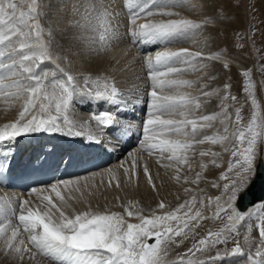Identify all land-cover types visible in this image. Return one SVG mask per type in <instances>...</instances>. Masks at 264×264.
I'll return each instance as SVG.
<instances>
[{"label":"snow or ice","instance_id":"obj_1","mask_svg":"<svg viewBox=\"0 0 264 264\" xmlns=\"http://www.w3.org/2000/svg\"><path fill=\"white\" fill-rule=\"evenodd\" d=\"M120 2L127 13L126 25H122L121 12L115 9L113 0H66L64 11L67 15L62 22L70 30L72 45L80 47L82 51L78 55L89 60L107 54L122 43L125 36L134 46L150 44L161 49L133 57L132 61L127 60V49L122 50L119 59L116 56L108 58L112 73L126 72L137 60L143 66L148 114L142 124L140 150L166 160L167 163L161 165L165 169L175 165L173 178L177 183L199 186L210 166H221L218 163L221 153L201 149L199 156H210L211 159L201 161V171L196 172L193 179L182 176V169L187 167L191 170L189 162L199 145L205 142L220 145L231 156L226 170L220 173L218 180L210 183L211 188L221 189L220 194L209 196L203 189L197 191L185 187L183 192L188 198L175 208H169L161 200L155 209H149L145 214L139 202L129 200L121 205L123 213L95 211L87 197L93 195L99 186L90 181L100 175V184H104L103 176L106 175L109 188L113 182L117 189L121 187L111 167L104 173H92L91 177L58 180L46 188H31L29 195L35 194V201L0 197L3 252L21 262L42 256L53 264H215L216 261L223 262L225 256L216 253L200 259L198 254L227 243L234 234H239L243 222L257 218L256 226L262 243L257 244L246 235L244 239L249 248L256 246V251H249L246 258L248 264H264V217H257V211L264 208V199L254 207L245 208L243 204L256 182L264 180V171H261L264 156L259 150V146L264 144V109L256 95L251 69H237V74L244 78L242 91L251 106L250 118L244 123L243 106L235 107L234 117L229 111L231 106L227 102L237 101L230 92L229 83L221 88H210L204 84L197 96L181 89L191 88L198 81L172 78L185 72H202L201 79L206 77L214 81L217 77L211 74V66L218 64L224 70H231L233 63L227 49L205 54L203 50L193 51L188 47L173 50L168 46L198 32L203 33L208 25L214 27L216 16L205 12V8L211 5L194 0ZM46 7L49 6L43 0H0V98L21 100L16 119L0 125V144L43 132L84 138L89 146H101L103 141L97 137L96 131L120 125L117 114L112 110H101L92 112L86 120H77L70 115L74 101H106L126 106L128 100L115 75L73 73L70 70L72 62L68 59V50L57 46L56 28L43 22L48 15ZM182 7H189L198 15L204 13L203 19L197 21L172 10ZM219 12L217 10V16ZM156 16L162 18L150 19ZM140 18L147 22L137 24ZM122 27L125 28L123 32ZM209 38L203 42L205 47ZM243 39L244 35L237 32L236 48H244L240 43ZM45 62L52 67L43 68ZM178 64L183 67L174 66ZM213 95L220 97V111L196 115L201 108V97ZM135 102L140 103V100ZM218 120L223 125L222 132L206 134L205 130ZM126 133L127 127L122 133L115 134ZM226 142H231L230 146H226ZM12 155L10 147L0 151V157H3L0 159V173L10 167ZM128 161L129 165L125 166ZM139 167L135 154L129 153L127 161L119 165L125 183H131L137 177ZM142 170L147 184L156 192L157 185L146 163ZM218 181L224 182L222 186ZM76 203H84L86 210L78 211L74 206ZM205 207L215 209L214 219L219 220L226 214V220L219 230H208L197 240V229L207 219L203 212ZM13 217L16 222H13ZM131 219L138 222H131ZM190 239L194 242L185 253L175 260L167 259L170 246L180 247ZM225 255L244 256L245 251L237 242Z\"/></svg>","mask_w":264,"mask_h":264},{"label":"rangeland","instance_id":"obj_2","mask_svg":"<svg viewBox=\"0 0 264 264\" xmlns=\"http://www.w3.org/2000/svg\"><path fill=\"white\" fill-rule=\"evenodd\" d=\"M49 1L50 0H47V3H46L49 6L47 8L50 9V11L52 10L54 13L51 14V15H53V18L50 15L51 17L49 18L50 20L48 19V24L51 23L55 28L57 27L56 29H60L61 30V33L63 35V38L65 39L62 42V44H68V45L70 44L71 45L72 43H71V40H70V30L67 29V25L65 23L61 22L62 20H65L66 19L65 17H66L67 14L63 10V8L65 9L66 4L65 5L63 4L62 6H64V7L62 8L61 2H63L64 0H56V4H54L52 2V0L50 2ZM219 1L221 2L223 0H219ZM229 1L231 2L233 8H235L236 10L238 8L239 11H242V12H244V13L247 14V16H246L247 26L245 28H243V29L236 28L234 30L233 29V26H231L230 24L225 23L222 20H220V15L224 14V12H227V10H225V8H224V6L222 4H219L218 6H216V4H215L216 1L215 0H194V2H196V3H205L207 5H211L212 6V7H206L205 8V12L211 13L214 16H216V19L214 20V24H217V25H220V26H223V27L229 29V31L231 33V40H232L231 41V45H232V48H234V51L236 53L245 52V53H247L249 55V53H250L249 49L251 48V50L253 51V55L255 57L254 60H255V63L256 64H250L249 67H248V65L246 63H244V62H242L240 60L233 59L232 56H231V60H232V63L235 64V65H240V63L242 64V66L244 68H241V71L247 70V69H251L252 79H253V81L256 84V95H257V98H258V100H259V102H260V104L262 106V109H264V106H263L264 105V101H263L264 100V98H263L264 97V95H263L264 94V69H262V66H264V32H263L264 31V12H263V10L261 8V6L264 4V2H263V0H250L251 1L250 5H247V3L249 2V0H229ZM64 2L66 3V0ZM50 4L53 5V6H50ZM54 6L57 7V8L58 7H60V8H58V9L55 8V11H54V8L53 9L51 8V7H54ZM213 8H214V10L212 11ZM187 9H188L187 7H182V8H174L172 10L173 11H176V12H179V13L182 12V13H180L182 16L188 17V18H192V19H195L197 21L203 19L204 13H201L199 15L196 14L195 16H192L193 14H189V15L186 14L187 11H188ZM59 10H60V12H58V14L55 13L56 11H59ZM217 10H220L219 15H218L219 17L217 16ZM248 10H250V11H248ZM56 14L57 15L61 14V15L58 16L59 17L58 18ZM123 16L125 18H127V13H125V11H123ZM54 18H58V20L57 19H54ZM60 18H61V20H60ZM161 18L162 17L156 16V17H152L150 19H161ZM173 18H176V17H173ZM145 22H147V20L145 18H140V19L137 20V24H142V23H145ZM61 26H63V27L61 28ZM209 29L210 28L208 26H206V28H205V30H204L203 33H199L198 32L195 35L191 36L190 38L186 39L185 41L188 42L187 44H186V42H183V43H173V44L168 45V46L170 48H172L173 50H175L176 48L177 49L178 48H181L184 45V47H188L190 49L194 48L193 51H196V50H203L204 51V49H200V48L194 47V46H196L197 44H199L200 41L202 42V40L204 42V40H205L206 37H210L209 40H208L209 41L208 42V45H210V42H211V44L213 43V41L215 42L216 35H215V33L213 31H210ZM237 32H239V33H241V34L244 35V39L242 41H240V43H243L244 44V48L243 49H239V48H236L235 47V44L237 43V40H236V33ZM202 35H203V37H202ZM190 40H193V42L190 41ZM201 42H200V44H201ZM193 43H194V45H193ZM136 46H140V47H136ZM136 46H134V47L135 48H138V49H136V51H137V53L139 52L138 54H140L141 56L147 55L149 52H154V51L158 50V48H159V47H155L154 49H152V48H150V49L148 48L147 49V48H145L143 46V44H142V46H141V44H139V45L137 44ZM175 46H176V48H175ZM220 49H225V47L224 48L223 47L217 48V50H220ZM111 53L112 52H110V51L108 52V57L111 55ZM204 53L207 54L209 52L204 51ZM83 57L80 56L75 61H73V65L75 66V64H76V66H77L76 69H80L82 67V65H84V63H83V61H84ZM103 57H105V55L100 56V58H103ZM205 63H207V62H205ZM104 65L105 66L108 65L106 61L104 62ZM49 66H50V63L45 62L42 67L43 68H49ZM105 66H104V69H103L104 72H105V74H113V75H115L116 80H117V83H119V82L120 83H125V81L129 82L130 81V79H129L130 77L131 78L134 77L135 80H138L140 78V76L141 77L143 76L142 77L143 80L142 79L141 80L139 79L138 81L133 82V84L134 85L141 86L140 88H142V90L140 91L142 93H140L139 95L141 97H143L141 99V101H142L143 107H144V109H145L146 112L144 111L145 112L144 114H140V116H139L140 117V120H138L137 117H136V119H134L133 121L128 122V124L129 123L130 124H136V123H138V128H141L142 127V123H143V121L145 119H147V114H148L147 96H146L147 81H146V77L144 75V69H143L142 64L139 65V69L138 70L141 71V72H143L142 73L143 75L137 74V70H135L133 64L130 67L131 69L129 68L124 73H120V72L112 73L111 72L112 66L109 69H107ZM178 66L179 67H183L182 65H177V67ZM211 67H213V71L211 72V74L212 75H216L215 67L214 66H211ZM128 71H130V72H128ZM202 76H203V73L202 72H200V73L198 72V74H196V76L193 75V77L195 79H197L198 83H196L191 88H183V89H181V91L191 92L193 95L199 96L200 95V92H201V89H202V85L208 84L209 86H211V84H213V82H214L212 80H208L206 77L204 79H201ZM136 78H138V79H136ZM172 78H174V79H187V80H192L190 78V76L187 75L186 72L183 75L175 76V77H172ZM194 78H193V80H195ZM243 79L244 78L242 76L238 75V74H234L233 77H232V75H230V77L228 78V81L227 82H225V80H222L221 82L216 83L215 85H212L210 88H212V87H214V88H221L225 83H229L231 85V88H230L231 94L232 95H235L237 97V101L236 102H233L231 100H229L227 102L231 106L229 108V111L233 113V117H234V109H235V107H241V106H243V108H242V116L244 118L243 119V122L244 123H247V121H248V119L250 118V115H251V106H250V101H248L247 98H246V94L242 91V88H243ZM122 80L124 82H122ZM222 83H224V84H222ZM196 91H199V92H196ZM133 93H135V94H133ZM137 93H138L137 91H133L131 93H127L126 98L129 97V96L130 97L133 96L132 98L137 97V96L139 97V95H137ZM220 95L222 96L223 95V92H221ZM213 97H219V96L213 95L211 97H201V108H200V110L201 109H205L206 108L205 105ZM132 98H130V99H132ZM7 99L6 98H1L0 99V103H1L0 104V107H1L0 108V125H2L5 122H10V121H13L14 119H16L17 116H13V113H14L13 110L16 109V108L18 109V107H21V100H19L17 98H7ZM91 101H88L87 104L74 101L73 105L74 106H80V108L81 109H84V110H87V109H89L90 106H92L93 109H94V111H89V113L99 112V111H101L102 108H106L107 109V107H108L107 106L108 105V102H106V101H98V104L100 105L99 106L97 104L99 106V109H98L97 105H95L93 103L95 100L94 101L91 100ZM73 108L75 109V107H73ZM200 110L197 113H200ZM218 111H220V109ZM218 111H214V112H218ZM79 112L80 111H78L77 113H79ZM86 113H88V112H86ZM208 114H210V113H208ZM132 116H133V112H132ZM176 118H179V117H176ZM219 123H220L219 120L216 121V122H214L213 127L209 128V129H212V130H214V131L217 132L218 131ZM94 125H93V127L95 128ZM134 130H135L134 127L133 128H130L129 132H133ZM96 132H98V130ZM96 135H97V137L99 136L100 138H104L106 136L103 132H98ZM64 138H66V137H64ZM142 138L143 137L141 135L140 136V139L136 142V144H132L131 145L132 146L131 148L133 150L137 148L138 151H141L142 152L141 155H139L138 158H137V162L140 165V167H139L140 169L138 168V170H137V177L139 176V173L141 172V169H143V165L145 163L148 164L147 163L148 161L146 159L149 158L150 156H158L157 154L150 155L148 152L140 150V148H141V146H140V140ZM70 139L72 140L74 138L73 137H70ZM79 139H83V138H79ZM65 140H68V138H66ZM83 140H85V139H83ZM205 144H207V142H205L204 145ZM230 144H231V142H226V146H230ZM114 147H110V150L113 151L115 149ZM14 150L17 151L16 149H13V151ZM217 150H218V152L221 153L222 157L223 156L224 157H227L228 160L231 159L230 152H224L223 149H222V147L220 145H219V147L216 150H213V151H216L217 152ZM259 150H260L262 156H264V144H261L259 146ZM144 156H146L147 158L145 159ZM193 158L196 159V157H192V159ZM197 159H199V158H197ZM124 160L127 161V159H125V157L123 155L120 156V157H118V161H124ZM163 163H167V162L166 161L165 162H160V166ZM196 163H198V162H196ZM218 163H219V160H218ZM258 164H259V161H258ZM174 167H175V165H174ZM174 167L173 168H168V169L163 168L164 170L161 169V171H158L160 169H154L153 170L152 167L149 168L150 173L153 176V180H154V182L157 185V191L155 193H156V196L159 199L158 200V203L161 201V198L158 195V188H159V186L163 182H165L167 180H171L172 179L173 181H175L174 178H173L174 177V174H175L174 173ZM181 174H182V176H188L190 179L191 178L193 179L195 177L194 174L188 173V170H186L185 168L182 169ZM140 177L141 176H139V178H135L131 183H128L129 186H132L133 187L134 190L132 189V191H128L127 190V186H125V183L123 182V180L125 178L124 179L123 178H120L121 187L119 189H117L116 187L115 188H112L106 194H103L102 197L101 196L100 197L97 196L96 197L97 199H94L92 201V205H91V206H93L92 209L94 210V208H95V211H102L101 210V205L102 204L105 205V204L108 203V207L112 206L111 209H110L111 211L121 212L122 213V210L123 209H122L121 205H122L123 199H126L128 197H129L128 199H130L131 201L133 200L134 202H139V207H141L143 209L144 207L142 206L143 204H142V201H141L143 199V197L140 195V192L142 194H144L143 192H147L146 190H148V188H151V187L150 186L147 187L145 185V183L142 182V180L140 179ZM203 178H204V176H203ZM203 178L201 179V182H203V181L205 182L206 179L204 178V180H203ZM209 180H212V179L209 178ZM213 180H215V179H213ZM218 182L221 185H222V183H224L223 181H218ZM206 185L207 184L205 183V184L199 185L198 187L200 189H203L204 190V194L209 195V196H215L216 194H214L213 192L205 191L206 189L204 187H206ZM125 189L127 191H125ZM219 194L220 193H218L217 195H219ZM117 197H119V199H116ZM123 197H125V198H123ZM28 199L31 200L32 198H29V196H28ZM33 201H35V200H33ZM164 201H165V203H167V199H164ZM77 204H78V206H77ZM74 206H75V208L78 211H84V210H86V206H85V204L83 205V203H76ZM113 206H115V207H113ZM251 207H254V206H251ZM214 210L215 209L212 208V207H205L203 209L204 215L207 217V219H205V220H203L201 222V226L197 229V235H196L195 239L198 240L199 238L203 237L208 230L216 231V230H219L224 225L225 220H226V214H224L221 219L217 220V219H214L213 218ZM259 210H260V213H259ZM259 210L257 211L258 212L257 217H264V211L262 212V209H259ZM12 220H13V222H15L16 221V218L13 217ZM131 222H138V221H136L135 219H132ZM258 222L259 221H258L257 218H253L252 220L246 221V222H243V223H246V224L252 223L255 226V228H254L255 230L253 231V233H255L258 236V238H259V232H258V229H257V226H256ZM242 224H241L242 228H240L241 227L240 226L239 227V230H238V233L239 234H234L232 236V238L229 239L227 241V243H225V244H219V245H216L213 248H210L207 253L198 254V258H204V259H206L208 255H212L213 253L215 254V253H219V252H223L225 254L226 253H229V252H231V249L235 246V244L237 242L240 243L241 247H243V244H244L243 243V241H244L243 238L245 237V235L247 234V232L244 230V227H243ZM149 242L151 243L153 241H149ZM192 242H194V241L192 240ZM243 249L245 251V255L244 256H240V255L231 256V255H228V256H226L227 259L231 260V263L234 262L235 264H248V261H247V258H246L247 257V254L249 253V251L251 253H254L256 251V246L255 245L253 246V249L254 250L253 249L252 250H248L247 248H243ZM185 251H186V249H183L180 253L178 252V254H183V253H185ZM0 252H1V254H0V264H31V263L32 264H47V263L49 264V262H46V261H49V260L46 259V258H44V257H42V256H37L35 260L25 259L23 262H21L19 260H13V258L10 255H5V253L3 252L2 249H0ZM28 261H29V263H28ZM39 261H40V263H39ZM215 264H225V262L224 261L223 262L216 261Z\"/></svg>","mask_w":264,"mask_h":264},{"label":"bare ground","instance_id":"obj_3","mask_svg":"<svg viewBox=\"0 0 264 264\" xmlns=\"http://www.w3.org/2000/svg\"><path fill=\"white\" fill-rule=\"evenodd\" d=\"M51 1V0H50ZM49 1V2H50ZM65 1V0H64ZM61 2V6L64 4H66L65 2ZM216 1V6H218L219 4H222L223 6H224V8H225V10H227V12H224V14H222V15H220V20H222L223 22H225V23H228V24H230L231 26H233V29L235 30L236 28H238V29H243V28H245L246 26H247V22H246V16H247V14L246 13H244V12H242V11H239L238 10V8H237V10L235 9V8H233L232 7V4H231V2L229 1V0H223V1H219V0H215ZM43 2L45 3V5H47L46 3H47V0H43ZM52 2L54 3V4H56V0H52ZM263 2H264V0H263ZM113 3H114V7H115V9L117 10V11H120L121 12V17H120V20H121V23H122V25H126L127 24V18H125L124 16H123V9H122V4H121V2H120V0H113ZM246 3V2H245ZM250 3H251V1L249 0V2L247 3V5H250ZM58 4V3H57ZM50 6H53V5H51L50 4ZM64 6H62V8H63ZM248 7V6H247ZM52 9L54 8V11H55V8L56 9H58V8H60V7H51ZM188 9V11H187V13L186 14H193L192 16H195L196 15V13H194L189 7H187ZM261 8H262V10H263V12H264V4L261 6ZM61 10V9H60ZM60 10L59 11H56L55 13H57L58 14V12H60ZM63 10H64V8H63ZM62 10V11H63ZM214 10V8L212 9V11ZM45 11L46 12H48V15H47V17L45 18V20L43 21L46 25L48 24V19L52 16V18H53V15H51V14H53L54 12L51 10L50 11V9H48L47 7L45 8ZM245 11V10H244ZM248 11H250V10H248ZM246 12V11H245ZM126 13V12H125ZM180 13H182V12H180ZM248 13V12H247ZM56 14V15H57ZM246 14V15H245ZM51 15V16H50ZM61 14H59V15H57V17L58 16H60ZM64 15V14H63ZM255 15V14H254ZM219 17V16H218ZM221 17H223V18H221ZM59 18V17H58ZM58 18H54V19H57L58 20ZM66 18V17H65ZM195 18V17H194ZM197 19V18H196ZM50 20V19H49ZM52 20V19H51ZM60 20H61V18H60ZM263 20V19H262ZM63 21V20H62ZM61 21V22H62ZM200 21V20H199ZM54 22V21H53ZM256 22V21H255ZM60 23V22H59ZM55 24V23H54ZM57 24V23H56ZM215 26L213 27L212 25H208V27L210 28L209 30L210 31H213L214 33H215V35H216V39H215V42L213 41V43L211 44V42H210V45H208L207 47H205L204 46V43H203V40H202V42H201V44H200V42H199V44H197L196 46H194V47H198V48H200V49H204V51H206V52H210V51H216L217 50V48H219V47H225V49H227L228 50V52L231 54V56L233 57V59H236V60H240V61H242V62H244V63H246L247 65H248V67L250 66V64H256L255 63V60H254V55H253V51L251 50V48L249 49V51H250V53H249V55L247 54V53H245V52H242V53H236L235 51H234V48H232V45H231V33H230V31H229V29H227V28H225V27H223V26H220V25H217V24H214ZM258 25V24H257ZM58 26V25H57ZM63 26H61V28H62ZM57 28V27H56ZM248 28V27H247ZM66 31V30H65ZM121 31L123 32V31H125V28L124 27H122L121 28ZM245 31V30H244ZM63 32V31H62ZM248 32V31H247ZM264 32V31H263ZM252 34V33H251ZM201 36V35H200ZM202 37H203V35H202ZM197 39V38H196ZM65 39L63 38V35H62V33H61V30L60 29H56V43H57V46H58V48L59 47H62L63 49H65V50H68L67 51V55H68V59L69 60H71V66H70V70L73 72V73H79L81 70V72H90V73H93V74H97V73H105L104 72V62L106 61L107 62V64L108 65H106L105 67L107 68V69H109L112 65H110L109 64V60H108V58L110 57V56H116L118 59L120 58V54H121V52H122V50H125V49H128L129 50V56L127 57V60L128 61H131L132 59H133V57H142L140 54H138L137 53V51H136V49H138V48H135L134 47V45H132L131 43V41H130V38H128L127 36H125V38H124V40H123V42L122 43H120L119 45H117V46H115L110 52H112L111 53V55L108 57V53L107 54H104L105 55V57H103V58H100V57H98V58H96L95 60L93 59V60H89V59H87L86 57H83V55H78V53H80L81 51H82V49L80 48V47H76V46H73L72 44L70 45H68V44H62V42L64 41ZM67 40V39H66ZM190 41H192L193 42V40H190ZM183 42H186L185 40L184 41H182V42H180V43H183ZM195 42V41H194ZM209 42V41H208ZM188 42H186V44H187ZM192 44V43H191ZM190 44V45H191ZM139 45V44H138ZM183 45V44H182ZM189 45V44H188ZM193 45H194V43H193ZM203 45V46H202ZM136 46V45H135ZM141 46H142V44H141ZM136 47H140V46H136ZM178 47V46H177ZM183 47H184V45H183ZM175 48H176V46H175ZM174 48V49H175ZM177 49V48H176ZM194 48H192V50H193ZM158 50H160V48H158ZM196 50V49H195ZM63 54V53H62ZM80 56H82L83 57V59H84V61H83V63H84V65H82V67L80 68V69H76L77 68V66H76V64H75V66L73 65V61H75L78 57H80ZM47 63H49V62H47ZM82 64V63H81ZM133 64V66H134V68H135V70H137V74H141V75H143L142 73L143 72H141V71H139L138 69H139V65L141 64L140 62H139V60H137L135 63H132ZM179 65V64H178ZM50 66L52 67V65L50 64ZM49 66V68H47V69H50L51 67ZM122 66V65H121ZM175 67H177V65H174ZM179 67V66H178ZM214 67H215V72H216V77H217V79L216 80H214V82H213V84H211V86L212 85H215L216 83H219V82H221L222 80H225V82H227L228 81V78L230 77V75H232V77H233V75L234 74H237V69L239 68L240 70H241V68H244L243 66H242V64L240 63V65H235V64H233V66L231 67V70L229 71V70H224V69H222L218 64L217 65H214ZM131 69V68H130ZM128 72H130V71H128ZM187 73V75L188 76H190V78L193 80V75H195L196 76V74H198V72H186ZM200 73V72H199ZM126 77V76H125ZM143 77V76H142ZM142 77L140 76V80L142 79ZM198 77V76H197ZM119 78V77H118ZM117 78V79H118ZM138 78H136V79H138ZM130 79V81L129 82H127V81H125V83H118V86L120 87V89L121 90H124V92H125V96H127V94L126 93H131V92H133V91H137L138 93H137V95H139L140 93H142V92H140L141 90H142V88H140L141 86H138V85H134L133 84V82H135V81H138V80H135V78L133 77V78H129ZM195 79V78H194ZM121 80V79H120ZM143 80V79H142ZM196 81H197V79H195ZM122 82H124L123 80H122ZM139 83V82H138ZM222 84H224V83H222ZM211 86H209V87H211ZM130 88V89H129ZM138 88V89H137ZM212 88H214V87H212ZM139 90V91H138ZM262 90V89H261ZM196 92H199V91H196ZM136 93V92H135ZM135 93H133V94H135ZM144 94V93H143ZM264 95V94H263ZM132 96V95H131ZM140 96V95H139ZM130 97V96H129ZM127 97V100L128 99H130V98H132V97ZM138 97V96H137ZM137 97H134V98H132L131 100H128V103H127V111H126V121H127V123L128 122H130V121H133L134 119H136V117H135V115H133L132 116V112H133V110L134 111H138V109H139V107H138V103H136L134 100L135 99H137ZM146 97V96H145ZM141 98H143V97H141ZM264 98V97H263ZM1 99V98H0ZM8 100V99H7ZM94 101V100H93ZM264 101V100H263ZM4 102V101H3ZM78 102V101H77ZM76 102V103H77ZM92 102V101H91ZM20 103V102H19ZM88 102H86V103H84V104H87ZM95 105H97L98 104V101H94L93 102ZM105 103V102H104ZM1 104V103H0ZM90 104V103H89ZM99 105V104H98ZM97 105V107H98V109H99V106ZM108 105H110V107H111V110L112 111H114V112H118V113H120L121 111H122V109H119L120 107H118L117 105H113V104H111V103H109ZM107 105V106H108ZM82 106V105H81ZM206 106V108L205 109H201L200 110V113H196V115H202V114H208V113H212V112H214V111H218L219 109H220V97H213V98H211L209 101H208V103L205 105ZM264 106V105H263ZM73 107H75V109L73 108ZM73 107H72V110L70 111V115L73 117V118H75V119H77V120H86V119H88L89 118V116H90V114L91 113H89V111H94V109H93V107L92 106H90L89 107V109H87V110H84V109H81L80 108V106H74L73 105ZM83 107V106H82ZM1 108V107H0ZM108 108V107H107ZM19 110H20V107H18V109L16 108V109H14L13 110V116H17L18 115V112H19ZM75 110V111H74ZM80 111L79 113H77L78 111ZM101 110H107L106 108H102ZM145 110V109H144ZM73 112V113H72ZM86 112H88V113H86ZM119 121L120 120H123L124 119V117H119V118H117ZM93 123L95 124V122L93 121ZM132 123V122H131ZM93 124V125H94ZM95 126V125H94ZM135 128V127H134ZM222 129H223V125L222 124H220L219 123V126H218V131H221L222 132ZM114 130L115 129H113V130H109V129H106V130H104V131H102L106 136L104 137V138H111V139H113V137L115 138V136L113 135V133H114ZM130 129H128V131H129ZM98 132H101V131H99L98 130ZM98 132H96V134L98 133ZM134 132V131H133ZM205 133L206 134H209V135H211V134H213V133H216V131H214V130H212V129H206L205 130ZM57 136L58 134H53V133H44L43 134V137L41 138V139H49V140H55L54 138L55 137H52V136ZM61 135V134H60ZM59 136V135H58ZM34 137H38V135H37V133L36 134H28V135H25V136H22V137H19V138H17L14 142H9V143H7L6 145H8V146H12L11 147V149H16L17 151H19L18 153L19 154H22V153H24V152H26V151H28V152H31L32 151V146H31V141L34 139ZM63 137H66V138H69V137H67V136H63ZM66 138H64V139H66ZM76 140V143H77V146H78V148H79V150H82L83 148H84V145H83V142H84V140L83 139H79V138H74V139H72L71 141H69L68 143H72V142H74ZM56 142H57V140H56ZM4 144H0V149L3 151V150H5V147L3 146ZM132 145V144H131ZM40 147V146H39ZM52 149H54V152L56 153V154H58L57 156L59 157H61V154H62V147H60V146H58V142H57V144H52V146H50ZM132 146H129V148H127L126 149V151L122 154L124 157H125V159H128V154L129 153H134L135 154V156H136V158H138V156L139 155H141V151H138V149L136 148V149H132L131 148ZM219 147V145H212L210 142L208 143L207 142V144H203V145H199L198 147H197V150H196V155H194L193 157H196V159H191L190 160V165H191V170H189L187 167H185V169L186 170H188V173H191V174H194L195 175V173L196 172H199V171H201V168H200V164H201V161L203 160L204 162H207V161H209L210 159H211V157L210 156H206V157H203V158H201L200 156H199V151L201 150V149H204V150H208V149H211L212 151L213 150H216L217 148ZM115 149L112 151V150H110V148H108L109 150H108V152H107V154L109 155V156H112L113 158H112V160H111V162H109L108 164H106V165H103V166H101V167H99V168H97L96 170H91V171H87V172H82V173H80V174H77V175H69V174H67V175H64V173H63V175H61V177H54V178H51L45 185H42V186H37V188H41V187H48L51 183H53V182H56V181H58V180H65V179H76V178H78V177H91V174L92 173H104L105 172V170L107 169V168H109V167H111L115 172H116V175H117V177L119 178V180H120V178H125V176H124V173H123V171L122 170H120L119 169V164L122 162V161H118V152H119V149H118V147L116 146V147H114ZM15 151V150H14ZM217 152H218V150H217ZM60 154V155H59ZM223 154V153H222ZM145 155V154H144ZM150 156V155H149ZM12 157V156H11ZM11 157H10V160H11ZM145 157V159L147 158L146 156H144ZM158 158V159H157ZM197 158H199V159H197ZM13 159V158H12ZM77 159V158H76ZM148 162V168H150V167H152L153 168V170L154 169H160V170H158V171H161V169H163L164 167H162V166H160V162H165L166 160H160V158H159V156H150L149 158H147L146 159ZM125 161V160H124ZM167 162V161H166ZM196 162H198V163H196ZM228 162H229V160H228V158L227 157H222V155H221V157L219 158V164L221 165L220 167H215V166H210L209 167V169L208 170H206L205 172H204V174H203V176H204V178L206 179L205 180V182L203 181V182H200V184L199 185H202V184H207L206 185V187H204L206 190L205 191H209V192H213L214 194H218V193H220V191H221V189H213V188H211L210 187V183L213 181V179H215V180H218V177H219V175H220V173L221 172H224V170L227 168V164H228ZM79 163V162H78ZM129 163H130V161H128V163H126V165L125 166H128L129 165ZM196 163V164H195ZM174 167V166H173ZM140 169V168H139ZM164 170V169H163ZM150 171V170H149ZM157 172V171H156ZM169 172V171H168ZM172 172V171H171ZM139 176H141L140 177V179L142 180V182L143 183H145V185L147 186V187H149V185L147 184V181H146V177H145V175H144V173H143V170L141 169V172L139 173ZM139 176L138 177H136V178H139ZM101 176L100 175H97L95 178H94V180H92V181H90V182H92V183H95V184H97L99 187H98V189L97 190H95V192H94V194L93 195H91V196H88L87 197V200H88V203H90L91 205H92V201L94 200V199H97L96 197L98 196V197H102L103 196V194H106L108 191H110L112 188H115V182H113V185H112V187H108V185H107V181H108V177L105 175V176H103V180H104V184H100V181H101ZM204 178H203V180H204ZM209 178H211L212 180H209ZM54 179V180H53ZM167 179V178H166ZM192 179V178H191ZM123 182L125 183V179L123 180ZM140 183V182H139ZM142 184V183H141ZM223 184V183H222ZM125 186H127V190L128 191H132V189H133V187L132 186H129L128 185V183H125ZM144 186V185H143ZM222 186V185H221ZM185 187H189V188H194V189H197V191L200 189L197 185H194V184H183V183H177V182H175V181H173L172 179L171 180H167V181H165V182H163L160 186H159V188H158V195H159V197L161 198V200H164V199H167V205L169 206V208H175L179 203H181V202H183V200L184 199H187L188 198V196H186L185 195V193L183 192V188H185ZM126 189H125V191H127ZM134 190V189H133ZM147 192H143L144 194H142L141 192H140V195L143 197V199L141 200L142 201V206L144 207L143 209H144V213L145 214H148V210L149 209H155L156 208V206L158 205V197L156 196V193L152 190V188H148V190H146ZM28 196H29V198H32L33 200H36L37 199V197L35 196V194H33V195H29V192H22V191H18V190H16V189H2V188H0V197H3V198H5V199H15V198H17V197H20V198H24V199H28ZM120 196V195H119ZM177 196H179L180 197V199L179 200H177ZM114 197V196H113ZM122 197V196H121ZM123 198H125V197H123ZM129 198V197H128ZM128 198H126V199H123V202H122V205L123 204H126L130 199H128ZM31 199V200H32ZM117 199V198H116ZM261 200L262 199H258L256 202H261ZM100 201V200H99ZM115 201V200H114ZM117 201V200H116ZM133 201V200H132ZM100 203V202H99ZM103 203V202H102ZM97 204V203H96ZM83 205H84V203H83ZM94 205V204H93ZM113 205V204H112ZM120 205V204H119ZM77 206H78V204H77ZM86 206V205H85ZM93 207V206H92ZM111 207L112 206H110V207H108V203L107 204H102L101 205V210L102 211H105V210H109V211H111L110 209H111ZM113 207H115V206H113ZM78 208V207H77ZM98 209V208H97ZM122 209H123V207H122ZM94 210H95V208H94ZM167 210V209H166ZM123 211L124 210H122V213H123ZM264 211V208H262V212ZM259 213H260V210H259ZM257 214H258V212H257ZM132 220V219H131ZM16 222V221H15ZM243 225V227H244V230L247 232V236H249L250 237V239H252V240H255L256 241V243L257 244H259V243H262V241L260 240V237L258 238V236L255 234V233H253V231L255 230L254 228H255V226L252 224V223H249V224H246V223H243L242 224ZM240 228H242V226L240 227ZM246 228V229H245ZM256 232V231H255ZM255 234V235H254ZM245 235V236H246ZM244 239V238H243ZM193 242H192V239H190V240H188V241H186L182 246H180V247H176L175 245H172V246H170V250H169V253H168V256H167V259L169 260V261H171V260H175V259H177L178 258V256L179 255H181V254H178V252L180 253L183 249H187L188 247H190L191 246V244H192ZM243 247L242 248H247L248 250H252L253 249V246H251V248H249V244L248 243H246L245 242V239H244V241H243ZM0 249H2V243H0ZM254 250V249H253ZM0 254H1V252H0ZM216 254V253H215ZM214 253L212 254V255H215ZM219 254L221 255V256H225V260H224V262H225V264H235L234 262L233 263H231V260H229V259H227V257H226V255H225V253H223V252H219ZM200 259H204V258H200ZM232 259V258H231ZM14 260V259H13ZM30 260V259H29ZM43 262V261H42ZM46 262H49V264H53V262L52 261H46ZM28 263H29V261H28ZM39 263H40V261H39ZM32 264V263H31ZM48 264V263H47Z\"/></svg>","mask_w":264,"mask_h":264},{"label":"water","instance_id":"obj_4","mask_svg":"<svg viewBox=\"0 0 264 264\" xmlns=\"http://www.w3.org/2000/svg\"><path fill=\"white\" fill-rule=\"evenodd\" d=\"M261 171H264V167H261ZM258 199H264V180H259L251 188L250 195L245 197L243 204L245 208H248L256 204Z\"/></svg>","mask_w":264,"mask_h":264}]
</instances>
